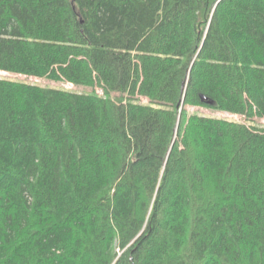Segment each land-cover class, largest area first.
Returning <instances> with one entry per match:
<instances>
[{"label": "trees", "instance_id": "16d2710c", "mask_svg": "<svg viewBox=\"0 0 264 264\" xmlns=\"http://www.w3.org/2000/svg\"><path fill=\"white\" fill-rule=\"evenodd\" d=\"M0 71L92 88L0 77V264H264V0H0Z\"/></svg>", "mask_w": 264, "mask_h": 264}, {"label": "rangeland", "instance_id": "374dc122", "mask_svg": "<svg viewBox=\"0 0 264 264\" xmlns=\"http://www.w3.org/2000/svg\"><path fill=\"white\" fill-rule=\"evenodd\" d=\"M0 77L1 78H7V79H15L19 81L29 82V83H36L42 86H50V87H57V88H63L73 91H81V92H90L92 90L91 87H85V86H75L71 83L67 82H59V81H52L46 78H38L34 76H26L22 74H15V73H9L5 71H0ZM97 92H100L99 88H96ZM139 101L141 103H147L148 100L144 97H140ZM189 112H197L204 115L209 116H216V117H225L228 119L236 120V121H245V118L241 115H234V114H228L225 112H219L215 110H211L205 107H196V106H187L186 107ZM248 124L252 123L259 127H264V119L263 118H257L255 117L253 121H246Z\"/></svg>", "mask_w": 264, "mask_h": 264}, {"label": "water", "instance_id": "95a60500", "mask_svg": "<svg viewBox=\"0 0 264 264\" xmlns=\"http://www.w3.org/2000/svg\"><path fill=\"white\" fill-rule=\"evenodd\" d=\"M203 101H206V103L212 105V101L211 100H207L204 96L201 97Z\"/></svg>", "mask_w": 264, "mask_h": 264}]
</instances>
